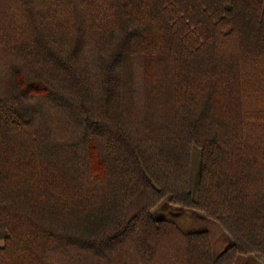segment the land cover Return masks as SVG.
<instances>
[{
    "label": "trees",
    "instance_id": "obj_1",
    "mask_svg": "<svg viewBox=\"0 0 264 264\" xmlns=\"http://www.w3.org/2000/svg\"><path fill=\"white\" fill-rule=\"evenodd\" d=\"M0 241V264L264 260V0H0Z\"/></svg>",
    "mask_w": 264,
    "mask_h": 264
},
{
    "label": "rangeland",
    "instance_id": "obj_2",
    "mask_svg": "<svg viewBox=\"0 0 264 264\" xmlns=\"http://www.w3.org/2000/svg\"><path fill=\"white\" fill-rule=\"evenodd\" d=\"M191 190L193 194L196 192L195 178L192 179ZM153 217L175 222L186 231L208 232L212 241L213 254L215 255L221 253L231 243L229 236L217 222L205 218L199 212L163 203L153 211ZM235 264H264V260L254 256L240 257Z\"/></svg>",
    "mask_w": 264,
    "mask_h": 264
},
{
    "label": "crops",
    "instance_id": "obj_3",
    "mask_svg": "<svg viewBox=\"0 0 264 264\" xmlns=\"http://www.w3.org/2000/svg\"><path fill=\"white\" fill-rule=\"evenodd\" d=\"M3 247V242L2 241H0V248H2Z\"/></svg>",
    "mask_w": 264,
    "mask_h": 264
}]
</instances>
